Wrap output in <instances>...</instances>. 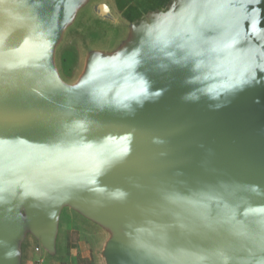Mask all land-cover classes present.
<instances>
[{
	"label": "water",
	"instance_id": "obj_1",
	"mask_svg": "<svg viewBox=\"0 0 264 264\" xmlns=\"http://www.w3.org/2000/svg\"><path fill=\"white\" fill-rule=\"evenodd\" d=\"M83 9L122 28L59 57ZM264 264V0H0V264Z\"/></svg>",
	"mask_w": 264,
	"mask_h": 264
},
{
	"label": "rangeland",
	"instance_id": "obj_2",
	"mask_svg": "<svg viewBox=\"0 0 264 264\" xmlns=\"http://www.w3.org/2000/svg\"><path fill=\"white\" fill-rule=\"evenodd\" d=\"M89 9H83L75 24L66 32L62 43L61 56L59 61L64 71L63 54L69 55L70 79L81 67V48L84 46L107 47L115 45L125 34L122 28L107 27L98 22H93ZM65 72V71H64ZM101 242L98 236L75 222L73 219H66L63 235V264H98L97 249ZM38 264H49L48 260Z\"/></svg>",
	"mask_w": 264,
	"mask_h": 264
},
{
	"label": "trees",
	"instance_id": "obj_3",
	"mask_svg": "<svg viewBox=\"0 0 264 264\" xmlns=\"http://www.w3.org/2000/svg\"><path fill=\"white\" fill-rule=\"evenodd\" d=\"M62 58H63V66H64V71H65V73H67V75L68 74H70V71L68 70L69 69V55L67 54V52L65 51V53L63 54V56H62Z\"/></svg>",
	"mask_w": 264,
	"mask_h": 264
},
{
	"label": "crops",
	"instance_id": "obj_4",
	"mask_svg": "<svg viewBox=\"0 0 264 264\" xmlns=\"http://www.w3.org/2000/svg\"><path fill=\"white\" fill-rule=\"evenodd\" d=\"M39 262L41 263L42 261L37 256L33 255L29 264H38Z\"/></svg>",
	"mask_w": 264,
	"mask_h": 264
}]
</instances>
